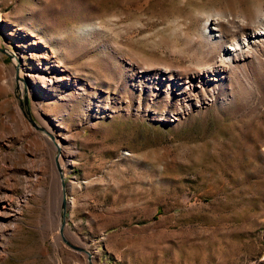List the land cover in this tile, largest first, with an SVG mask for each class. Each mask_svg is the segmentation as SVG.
<instances>
[{"label":"rangeland","instance_id":"obj_1","mask_svg":"<svg viewBox=\"0 0 264 264\" xmlns=\"http://www.w3.org/2000/svg\"><path fill=\"white\" fill-rule=\"evenodd\" d=\"M260 31L264 0H0V264H264Z\"/></svg>","mask_w":264,"mask_h":264},{"label":"bare ground","instance_id":"obj_2","mask_svg":"<svg viewBox=\"0 0 264 264\" xmlns=\"http://www.w3.org/2000/svg\"><path fill=\"white\" fill-rule=\"evenodd\" d=\"M216 21H214V23H212V25H214L213 26V28H211V27H209L208 25H209V23H206L205 24V26H204V32H207V33H209L210 35H211V31H214V27H216V23H215ZM210 25H211V23H210ZM220 27V26H219ZM253 36H264V32H255L254 34H253ZM226 51H227V53H228V59H234V58H237V56H234L233 55V52H234V49L232 48V46H230L229 48H227L226 49ZM188 100V98L187 97H183L182 98V101L183 102H185L186 104H190L191 102L190 101H187ZM38 128V127H37ZM39 129V128H38ZM47 133V132H46ZM27 148V147H26ZM60 148V151H63L64 150V148L62 147V146H60L59 147ZM30 148H27V149H24L23 147H21L19 150H18V157L20 158V159H22V157L25 155V151H27V150H29ZM63 149V150H62ZM27 159V158H26ZM57 167H58V165H57ZM31 172H33V171H31L30 169H29V173H28V175H33V177H36L35 176V171H34V173L33 174H31ZM25 179H27V178H25ZM24 179V180H25ZM6 202H7V197L6 196H0V206L3 208V209H5V208H7L8 207V205L6 204ZM14 212V211H13ZM16 212L17 211H15V213H13V216L15 217V215H16ZM6 216V215H5ZM9 216V215H8ZM11 228V225L10 224H5V225H3L2 226V230L0 231V232H2V233H0V235H4V233H5V231H7V230H9ZM63 229L64 228H62V232H63Z\"/></svg>","mask_w":264,"mask_h":264},{"label":"water","instance_id":"obj_3","mask_svg":"<svg viewBox=\"0 0 264 264\" xmlns=\"http://www.w3.org/2000/svg\"><path fill=\"white\" fill-rule=\"evenodd\" d=\"M0 52L5 53L4 50L0 49ZM24 105H26V100L24 99ZM29 121L33 123V121L28 117ZM57 173H58V177H59V184H60V190H61V197H60V207H59V211H58V226H57V232L60 236V238H62V228H63V222H64V211H65V202H64V182L62 179V174H61V169L58 167H56ZM65 241V240H63Z\"/></svg>","mask_w":264,"mask_h":264}]
</instances>
